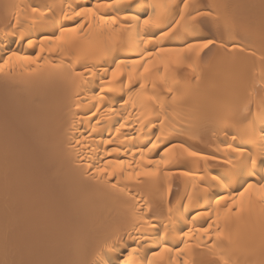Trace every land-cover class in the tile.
Instances as JSON below:
<instances>
[{
    "label": "bare ground",
    "instance_id": "obj_1",
    "mask_svg": "<svg viewBox=\"0 0 264 264\" xmlns=\"http://www.w3.org/2000/svg\"><path fill=\"white\" fill-rule=\"evenodd\" d=\"M0 65V264H264V0H0Z\"/></svg>",
    "mask_w": 264,
    "mask_h": 264
},
{
    "label": "snow or ice",
    "instance_id": "obj_2",
    "mask_svg": "<svg viewBox=\"0 0 264 264\" xmlns=\"http://www.w3.org/2000/svg\"><path fill=\"white\" fill-rule=\"evenodd\" d=\"M122 2L131 4L132 0H122ZM103 6L104 5H102L100 3H97V4L94 5L95 8H100V7H103ZM185 8H187V4H185ZM31 10H32L33 14H36L39 11L35 7H33ZM93 10L94 9L92 7L85 6V7L81 8L79 11H74L72 13V15L73 16H80L81 14H91L93 12ZM41 15H43V13H41ZM67 15L68 14L65 13L66 18H67ZM112 22L115 23V18H112ZM154 23H156V18L155 17H149V18L143 20V24H144L145 27H147L149 25H152ZM76 31H77V28H75V27H72V28H64V27H62L61 30H60V37H62L65 34V32H73L74 33ZM60 37H52V39L59 40ZM28 43H29V46H31L33 42L31 40H29ZM208 43H211V41H208L207 43L203 44L202 46L203 47H207ZM161 51H169V52H171V51H174V50H172V49H161ZM23 59L25 61H30L31 57H27L26 56V57H23ZM6 63H7V60L5 61V64ZM3 67H4V65H0V68H3ZM118 72H119V68H117V70L113 72V77L118 75ZM262 119H264V117H262ZM259 139L262 142L261 143V148L264 149V129L261 130ZM154 147H155V145H154ZM229 147H231V146H229ZM233 151H237V152H241L242 153L244 150L237 148V149H233ZM194 154L195 153H190V155H194ZM249 160H250V163H251V166H252L253 169L257 168L258 166H264V157H262L259 160V162H258V160H257V158L255 156H250ZM253 187H258L259 188V192L261 193L262 196H264V185L254 186L252 184H249L248 188L245 189V191H248L249 189H251ZM241 195H243V193H241ZM224 199H227V197H224ZM167 251H172V250L168 249V248H163V249H161V251L159 253H156L155 255L161 256V255H163L164 252H167Z\"/></svg>",
    "mask_w": 264,
    "mask_h": 264
},
{
    "label": "rangeland",
    "instance_id": "obj_3",
    "mask_svg": "<svg viewBox=\"0 0 264 264\" xmlns=\"http://www.w3.org/2000/svg\"><path fill=\"white\" fill-rule=\"evenodd\" d=\"M205 50H206V54H207V53H208L207 50H210V49H205ZM216 50H218V49H216ZM216 50L214 51V53L217 52ZM203 52H204V50L202 51V53H203ZM202 53H200V54L202 55ZM204 53H205V52H204ZM204 55H205V54H204ZM198 57H200V56H198ZM198 57H197V59H198ZM200 60H201V58H200ZM198 62H199V60H198ZM200 62H201V61H200ZM200 62H199V63H200Z\"/></svg>",
    "mask_w": 264,
    "mask_h": 264
}]
</instances>
